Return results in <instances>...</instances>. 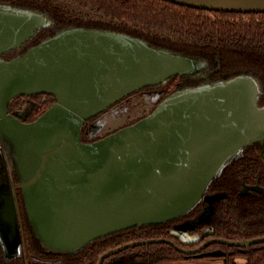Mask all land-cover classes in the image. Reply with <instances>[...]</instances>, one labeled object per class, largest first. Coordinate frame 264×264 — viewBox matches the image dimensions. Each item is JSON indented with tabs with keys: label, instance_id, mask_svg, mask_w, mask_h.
I'll list each match as a JSON object with an SVG mask.
<instances>
[{
	"label": "water",
	"instance_id": "95a60500",
	"mask_svg": "<svg viewBox=\"0 0 264 264\" xmlns=\"http://www.w3.org/2000/svg\"><path fill=\"white\" fill-rule=\"evenodd\" d=\"M164 1L264 14V0ZM44 27H51L45 16L0 4V240L5 248L14 245L21 215L17 189L43 249L75 254L113 234L181 219L200 203L212 208L224 195H209L211 183L246 146L264 141V109L257 105L264 78L247 71L179 89L135 124L87 137L112 109L107 110L136 91L196 75L207 64L122 33L75 26L55 30L24 55L3 59ZM46 93L56 102L31 123L26 122L29 106L8 108L17 96ZM83 131L91 142L83 140ZM253 188L264 194V188ZM154 243L214 257L222 252L204 251L213 243L249 248L264 243V237L213 238L197 249H183L170 239L142 240L110 250L98 264L125 248Z\"/></svg>",
	"mask_w": 264,
	"mask_h": 264
},
{
	"label": "trees",
	"instance_id": "16d2710c",
	"mask_svg": "<svg viewBox=\"0 0 264 264\" xmlns=\"http://www.w3.org/2000/svg\"><path fill=\"white\" fill-rule=\"evenodd\" d=\"M7 1L23 10H29L45 16L51 21V26L59 25V23H52V21L65 20L66 22L64 23L71 27L122 33L141 39L151 46L167 49L189 59L207 60L209 66L204 73L220 68L222 74L238 71L251 73L257 71L264 74V14L262 13L246 14L201 10L164 0ZM72 4H76L82 9H89L91 12L86 14L82 10L74 9L70 6ZM51 30V27H45L37 31L29 41L19 48L18 54L13 55V51L8 52L2 55L3 59L11 60L18 55L26 54L30 48L38 46L44 39L53 37V32L52 36L47 37L48 31L50 32ZM217 58H219V61ZM179 78V76L171 78L164 86L149 87H166L167 91L171 93L177 90L176 82ZM199 83L197 82V84ZM126 99L120 101V103ZM29 100L36 106L31 108V113L26 120L27 123H31L45 114L56 102V97L54 94L49 93L34 94L31 97L20 95L9 103L8 108L11 112L23 110ZM120 103L113 105L112 108ZM140 119L142 118H135V120L129 121L127 125L135 124ZM85 136L83 131V140L91 142L87 141ZM95 140L97 139L92 141ZM244 157L245 151L244 155L235 164L227 167L223 174L211 183L207 191L209 195L223 193L227 196L213 203V211L209 221L200 222L196 228L190 230L198 232L205 228L212 229V233L204 235L198 243L183 245L170 234V231L173 223L185 218L196 217L203 210L206 202L198 204L191 213L181 219L170 221L166 224L143 227L140 231L137 228H133L97 240L80 252V259H75L66 264H97L101 257L100 255L103 253L125 243L139 240L164 237L173 239L183 248H196L198 245L213 238L243 241L264 237V195L260 193L248 196L240 195V190L243 187L242 183H253L258 171L257 160L251 162L249 159H244ZM19 199L22 202L20 207L21 214L29 232L31 258H43L44 256L53 255L42 253L41 243L38 242L36 235L32 231L28 213H26L25 202L21 194ZM2 245L0 241V264H26V262L19 263V261L9 263L11 259L4 257ZM213 250H220L222 255L202 259L217 258L222 261L221 264H264V243H258L249 248L213 243L207 248V251ZM114 257H120L124 263L128 264H169L184 260H199L198 257L177 251L171 244L163 243L127 248L123 252L116 254V256L107 259L105 264ZM30 264L47 263L46 261H36L30 262Z\"/></svg>",
	"mask_w": 264,
	"mask_h": 264
},
{
	"label": "flooded vegetation",
	"instance_id": "af4514ba",
	"mask_svg": "<svg viewBox=\"0 0 264 264\" xmlns=\"http://www.w3.org/2000/svg\"><path fill=\"white\" fill-rule=\"evenodd\" d=\"M10 3L11 2L7 1V0H0V4L9 5V6H12L13 8L14 7L15 8H20V7H17V6H13ZM64 22H66V21L65 20L64 21H58V22L57 21L56 22L52 21V23H57V24L59 23V25H67ZM59 25H57V26H59ZM68 26L70 27V25H68ZM44 28H42V29H44ZM42 29H40V30H42ZM52 32H53L52 30L50 32L48 31L47 37L48 36H52V34H53ZM13 52H14L13 55L18 54L19 49H15ZM195 60L204 61V62H206L207 66L204 69H202L196 75H193V76H182V77L179 76L180 78L176 82V87H178V88L174 92L169 93V91H167L166 87H149V89H142L141 91H136L132 96L128 97L125 101L121 102L119 105H117L114 108H112V110H114L116 113H118L120 111H123L124 113H126L125 111H127V110L131 111V110L135 109L136 107L137 108L142 107V108H144L142 114L140 116H136L135 118H143V117L148 116L150 114V112H152V110H154L157 107V105L160 104L164 100V97L166 95H171V94L179 91V89L194 88V86H198L201 83H203L205 81H208V80L218 81L220 79V77L224 74V73L222 74L220 72V70H221L220 68L209 70L208 72L204 73V71L209 66V62L207 60H202V59H198V58H196ZM217 60L219 61V58H217ZM254 73H257L259 75V77H263L264 78V74H262L260 72H257V71L254 72ZM197 82H200V83L197 84ZM262 88H263V92H262V94L260 95V97L257 100V105H258V107L260 109H264V82L262 84ZM29 101H31V100H29ZM33 105H34L33 103L27 104V106H29L30 108H32ZM34 106H36V105H34ZM104 114H106V113H104ZM104 114H102V115H104ZM102 115L98 116L96 119H91V121H89L88 123H93L94 121H96ZM135 118H132V120H135ZM244 159H249L251 162H254V160H257L256 162L258 163V171H257L256 176H255L256 179H255V181L253 183L252 182H249V183L243 182L242 183L243 187L240 190V195L248 196V195H253V194H256V193H260V194L264 195L263 193L258 192L257 190H255L253 188V187H256V186L264 188V141L262 143L255 142L252 145L246 146L245 147V157H244ZM12 184L15 185V186L19 185V181H18V179H16V176L13 177ZM20 194L22 195L21 190L17 189V198L18 199H19V195ZM215 194H221V193H213L212 195H215ZM226 196L227 195L224 194V197H226ZM221 198H223V197H221ZM19 201H20V207H21V205H22L21 203L22 202H21L20 199H19ZM208 206L209 205L206 203L204 205V207H203V210L199 214H197L196 217L185 218V219H183L181 221L173 223V226L171 228L170 234L173 237H175L176 239H178L179 243L184 245V244H188V243H198V241H200L204 235L212 233V229L211 228H205V229H203L201 231H198V232H202L203 235H202V237L198 238L197 241H193V240L192 241H184V240L180 239L179 236L174 232V228H175V226L177 224L183 223V221H187V220H190V219L198 218V216L200 214H202L207 209L206 207H208ZM20 214H21V208H20ZM209 219H210V216H209ZM209 219L206 220V221H209ZM28 220H29V217H28ZM29 223H30V221H29ZM30 226H31V224H30ZM196 227L197 226L193 227V229L196 228ZM141 229H139L138 231H140ZM206 229L209 230V232L207 231L208 233L206 232ZM32 231H33V228H32ZM15 232H16V235L14 237L15 240L13 242L14 243L13 246H16V248L18 249L17 250L18 251L17 254H15V255L8 254L7 253V249L4 247V244L0 240L1 244H3L2 248H3V252H4V257L8 258V259H11V260H9V263H16V261H19V263L26 262V264H30V262L46 261L47 264H66V263L72 262L75 259H80L81 258V256L79 257L80 252L82 250H84V248H85L84 247L83 249H81L79 252H77L75 254H65V255L56 254L55 255L54 253H51V254L54 255L53 256V255L47 253L41 247V251H42L43 254H48V255H51L52 257L51 256H44L43 258L42 257L31 258V253H30L31 247H30V242H29V232H28V229L26 228L24 217H23L22 214L19 217V224L17 225V228H16ZM189 232L191 234H197L198 233L197 231H195V232L189 231ZM33 233H34V231H33ZM161 238L162 239H168V238H164V237H161ZM154 239H158V238H154ZM154 239H147V240H154ZM170 240H172L178 246H180L173 239H170ZM211 240H213V239H211ZM139 241H142V240H139ZM139 241H133V242H139ZM207 241H209V240H207ZM207 241H205V242H207ZM133 242H129V243H133ZM204 243H202V244H204ZM125 244H128V243H125ZM163 244H168L169 245L171 243H163ZM124 245H122V246H124ZM147 245H149V244H147ZM171 245L174 246L173 244H171ZM201 245H198V247L201 246ZM122 246H119V247H122ZM119 247H115V248H112V249H116V248H119ZM136 247H139V246H136ZM198 247H196V248H185L184 247V248L185 249H197ZM130 248H134V247H130ZM181 248H183V247H181ZM207 248L204 250L205 252H213V251H207ZM112 249H110V250H112ZM125 249H127V248H125ZM110 250L105 252V253H103L100 256L103 257V255L108 253V252H110ZM123 251H120V252H123ZM120 252H117L115 254L110 255V257L116 256V254H118ZM190 256H194V255H190ZM101 257L99 258L97 264L99 263ZM110 257L106 258L103 261L102 264H105V261L107 259H109ZM206 257H211V256H206ZM198 258L202 259V258H205V257H198ZM214 259H217V258H214ZM190 261H193V260H190ZM119 263L120 264H128V263H124V261L120 257H118V258L114 257L113 259L108 261L106 264H119Z\"/></svg>",
	"mask_w": 264,
	"mask_h": 264
},
{
	"label": "rangeland",
	"instance_id": "374dc122",
	"mask_svg": "<svg viewBox=\"0 0 264 264\" xmlns=\"http://www.w3.org/2000/svg\"><path fill=\"white\" fill-rule=\"evenodd\" d=\"M6 6H8V5H6ZM70 6L73 7L74 9L82 10L86 14H88V12H91L89 9L87 10V9L79 8L78 5H76V4H72ZM62 27H69V26L68 25L51 26L53 32L55 30L58 31ZM201 62H204V61H201ZM143 110H144V108H142V107H140V108L136 107L135 109H133L131 111L127 110V111H125L126 113H124L123 111L116 113L114 110H112L113 112L110 111L105 115L106 117H104L100 121V123L97 125L98 127L96 129L92 128L89 131L87 137L91 138V137H96V136H102V135L106 134L107 132H110L113 130L116 131L121 126L128 124V122L131 121L132 118H135L136 116H140L142 114ZM215 195H224V194L221 193V194H215ZM206 208L207 209L202 214H200L198 216V218L183 221V223H179L175 226L174 232L179 236L180 239H182L184 241H192V240L197 241L198 238L202 237V235H203L202 232H198L197 234H191L189 231H190V229H193V227L198 226V224L200 222H204V221L209 219L210 213L212 212V208H211V206H210V208L209 207H206ZM207 231L209 232L208 229H206V232ZM6 249H7V253L10 255H15L18 253V251H17L18 249L16 248V246H8V247H6ZM220 262H221V260L218 259V260L211 261L209 264H216V263H220Z\"/></svg>",
	"mask_w": 264,
	"mask_h": 264
},
{
	"label": "crops",
	"instance_id": "0c3cea01",
	"mask_svg": "<svg viewBox=\"0 0 264 264\" xmlns=\"http://www.w3.org/2000/svg\"><path fill=\"white\" fill-rule=\"evenodd\" d=\"M214 260H218V259H214ZM213 259H200L199 260H184L182 262H171L169 264H209L211 261H214ZM222 261L220 263H216V264H221Z\"/></svg>",
	"mask_w": 264,
	"mask_h": 264
}]
</instances>
